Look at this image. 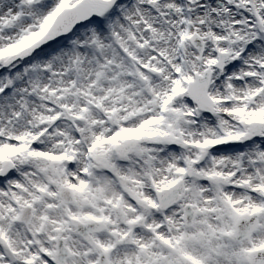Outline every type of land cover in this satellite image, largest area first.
<instances>
[{"label": "snow or ice", "instance_id": "obj_1", "mask_svg": "<svg viewBox=\"0 0 264 264\" xmlns=\"http://www.w3.org/2000/svg\"><path fill=\"white\" fill-rule=\"evenodd\" d=\"M0 264H264V0H0Z\"/></svg>", "mask_w": 264, "mask_h": 264}]
</instances>
